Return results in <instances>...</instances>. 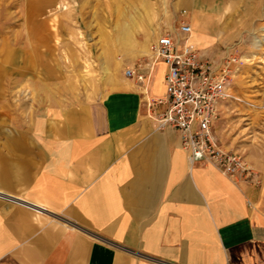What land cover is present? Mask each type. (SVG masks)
Listing matches in <instances>:
<instances>
[{
	"label": "crops",
	"instance_id": "1",
	"mask_svg": "<svg viewBox=\"0 0 264 264\" xmlns=\"http://www.w3.org/2000/svg\"><path fill=\"white\" fill-rule=\"evenodd\" d=\"M127 3L126 32L112 30L129 37L127 55L91 82L40 62L55 34L38 16L54 0L26 5L37 21L26 30L0 15V264H264V127L241 146L253 174L229 178L149 117L146 102L165 97L161 61L143 82L124 75L182 23L189 44L220 56L258 21L260 0Z\"/></svg>",
	"mask_w": 264,
	"mask_h": 264
},
{
	"label": "rangeland",
	"instance_id": "2",
	"mask_svg": "<svg viewBox=\"0 0 264 264\" xmlns=\"http://www.w3.org/2000/svg\"><path fill=\"white\" fill-rule=\"evenodd\" d=\"M36 1L0 0V15L5 19L1 22L8 29L26 30L37 25V21L24 19L26 5L30 7ZM75 1V11L71 13L66 4H60L61 0H54L53 5L40 11L42 15L38 17L44 20L37 28L44 35L49 30L55 34L54 40L48 38L54 41V52L40 53V60L44 59L40 62H45L48 56L51 64L64 67L66 73L76 80L80 78L82 82H91L102 76L112 77L116 74V63L127 55L129 37L112 35V30L126 32L130 8L128 0ZM260 3L258 21L252 24L246 36L222 46L217 52L221 55L232 50L238 62L233 66L234 76L230 86V92L236 99L221 103L219 117L212 125L213 134L223 148L243 155L241 146L250 141H260L261 134L258 132L264 127V0ZM152 4V13L156 14L158 6ZM39 37L40 43H46L43 41L46 36ZM69 45L76 46L74 52L66 50Z\"/></svg>",
	"mask_w": 264,
	"mask_h": 264
},
{
	"label": "built area",
	"instance_id": "3",
	"mask_svg": "<svg viewBox=\"0 0 264 264\" xmlns=\"http://www.w3.org/2000/svg\"><path fill=\"white\" fill-rule=\"evenodd\" d=\"M183 13L185 10H182ZM178 33L164 32L150 44L149 60L127 66V78L143 82L155 63L165 65V97L147 101V111L158 129L174 128L191 162H205L229 178L240 180L253 169L238 151L223 148L215 139L212 125L221 103L236 99L230 92L234 67L232 50L217 58L205 56L188 42L190 25L182 23ZM166 104L162 110L156 106ZM0 196H2L0 194ZM12 202L17 199L5 196Z\"/></svg>",
	"mask_w": 264,
	"mask_h": 264
},
{
	"label": "bare ground",
	"instance_id": "4",
	"mask_svg": "<svg viewBox=\"0 0 264 264\" xmlns=\"http://www.w3.org/2000/svg\"><path fill=\"white\" fill-rule=\"evenodd\" d=\"M189 37L191 38V35ZM190 38H188V42H189Z\"/></svg>",
	"mask_w": 264,
	"mask_h": 264
}]
</instances>
